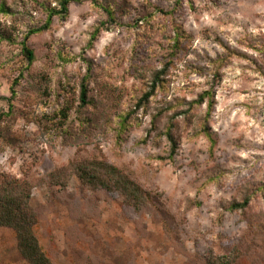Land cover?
<instances>
[{"label":"rangeland","instance_id":"obj_1","mask_svg":"<svg viewBox=\"0 0 264 264\" xmlns=\"http://www.w3.org/2000/svg\"><path fill=\"white\" fill-rule=\"evenodd\" d=\"M59 1L0 0V176L50 263L264 264V0H72L28 62ZM93 159L145 203L83 183ZM0 264H30L7 226Z\"/></svg>","mask_w":264,"mask_h":264},{"label":"trees","instance_id":"obj_2","mask_svg":"<svg viewBox=\"0 0 264 264\" xmlns=\"http://www.w3.org/2000/svg\"><path fill=\"white\" fill-rule=\"evenodd\" d=\"M72 0H60L58 9H47L44 22L35 29L30 30L22 42L23 53L28 62L33 59V52L26 46V38L29 34L48 29L54 16H65L68 13V4ZM99 29L96 28L92 33V39L95 38ZM154 88V83L151 89ZM151 94V90L143 95V99ZM209 94L204 91L198 97V102L202 103L204 97ZM87 88L84 82L80 86L81 104L86 102ZM168 140L174 145L172 136L167 134ZM78 178L85 184L100 187L107 190L118 192L131 204L138 207L145 203L146 196L142 188L134 182L128 175L118 167L110 164L104 159L84 160L74 166ZM30 187L26 181L20 182L12 180L5 176H0V226L12 228L16 233L17 247L20 254L30 264H51L47 256L41 250L38 240L33 232V226L36 223V217L29 205ZM248 198L242 202L233 204V208L246 206Z\"/></svg>","mask_w":264,"mask_h":264}]
</instances>
